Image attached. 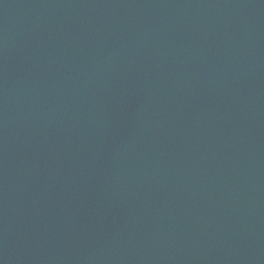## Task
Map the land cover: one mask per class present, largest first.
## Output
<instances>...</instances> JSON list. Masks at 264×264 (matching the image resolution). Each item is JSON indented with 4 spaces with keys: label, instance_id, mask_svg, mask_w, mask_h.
<instances>
[{
    "label": "water",
    "instance_id": "1",
    "mask_svg": "<svg viewBox=\"0 0 264 264\" xmlns=\"http://www.w3.org/2000/svg\"><path fill=\"white\" fill-rule=\"evenodd\" d=\"M0 264H264V0H0Z\"/></svg>",
    "mask_w": 264,
    "mask_h": 264
}]
</instances>
